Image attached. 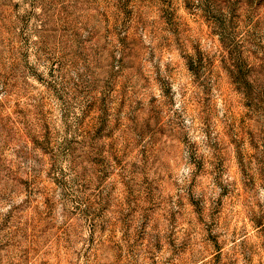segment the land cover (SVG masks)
Instances as JSON below:
<instances>
[{"label":"rangeland","instance_id":"374dc122","mask_svg":"<svg viewBox=\"0 0 264 264\" xmlns=\"http://www.w3.org/2000/svg\"><path fill=\"white\" fill-rule=\"evenodd\" d=\"M0 264H264V0H0Z\"/></svg>","mask_w":264,"mask_h":264}]
</instances>
